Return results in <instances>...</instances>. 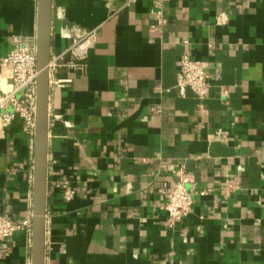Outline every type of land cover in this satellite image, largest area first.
Returning <instances> with one entry per match:
<instances>
[{
	"label": "crops",
	"instance_id": "obj_1",
	"mask_svg": "<svg viewBox=\"0 0 264 264\" xmlns=\"http://www.w3.org/2000/svg\"><path fill=\"white\" fill-rule=\"evenodd\" d=\"M130 1L52 0L51 57L65 58L49 76L45 264H264V0H169L160 31L150 0ZM90 32L75 70L68 50ZM36 33L37 0H0V61ZM187 49L209 78L201 110L174 89ZM180 167L206 194L170 229ZM32 182L33 137L0 123V216L32 213ZM30 245L24 231L1 241L0 264H31Z\"/></svg>",
	"mask_w": 264,
	"mask_h": 264
},
{
	"label": "built area",
	"instance_id": "obj_2",
	"mask_svg": "<svg viewBox=\"0 0 264 264\" xmlns=\"http://www.w3.org/2000/svg\"><path fill=\"white\" fill-rule=\"evenodd\" d=\"M131 0L130 2H133ZM169 0H150L151 7L149 14L152 18L151 27L160 31L167 24L168 19L165 14V6ZM226 18L220 14L216 18V23L224 24ZM95 32L77 36L76 41L68 50L73 56L69 67L84 71L85 55L89 45L92 43ZM184 45H188V41H183ZM64 54L51 57L49 62V76L54 73L60 64L64 62ZM10 68V88L8 90L0 89V123L4 126L12 123L14 119H20L23 125L32 137L35 130V112H36V83H37V55L36 45L22 40L14 44L8 54L1 59L0 68ZM70 79H58L56 84L70 82ZM176 93L180 97L186 95L190 90L197 100V108H204V100L206 99L210 83L202 64L199 61L190 58V51L187 49L180 57L179 67L176 74V83L174 85ZM155 114H161L159 108H153ZM177 181L174 186L165 193V201L162 210L166 213L165 226L173 229L182 223L191 213L194 205L195 196H203L205 190H199L193 177L188 175L183 167L174 170ZM239 188V182L235 178L227 177L223 182L222 192L226 197ZM62 198L70 201L75 191L69 186L65 180L61 183ZM32 213L22 220H14L6 216H0V242L15 233L24 231L31 238Z\"/></svg>",
	"mask_w": 264,
	"mask_h": 264
},
{
	"label": "water",
	"instance_id": "obj_3",
	"mask_svg": "<svg viewBox=\"0 0 264 264\" xmlns=\"http://www.w3.org/2000/svg\"><path fill=\"white\" fill-rule=\"evenodd\" d=\"M52 45V0H37V83L33 135L31 264H45L48 191L49 62Z\"/></svg>",
	"mask_w": 264,
	"mask_h": 264
}]
</instances>
